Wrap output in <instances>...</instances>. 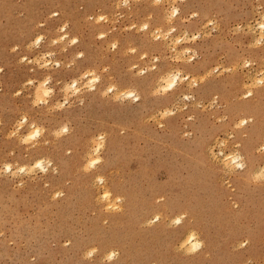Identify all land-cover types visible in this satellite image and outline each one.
Wrapping results in <instances>:
<instances>
[{"label":"rangeland","instance_id":"obj_1","mask_svg":"<svg viewBox=\"0 0 264 264\" xmlns=\"http://www.w3.org/2000/svg\"><path fill=\"white\" fill-rule=\"evenodd\" d=\"M119 3L0 0V168L6 162L31 165L49 157L58 169L56 175L49 169L47 175L37 171L15 179L10 173L0 174V264H107L102 258L110 249L119 250L111 264H249V258L251 264H264V180L253 182L264 166V150L258 151L264 145V84L256 83L264 79V40L259 46L254 43L260 37L264 0H177L178 31L167 41L155 40L153 32L172 26L166 19L172 0H161L159 5L130 0L127 8ZM54 12L59 15L51 16ZM192 12L199 15L187 19ZM101 14L108 21L96 23ZM209 19L214 24L205 27ZM66 21L67 31L78 36L79 43L67 52L56 45L54 59L67 63L78 51L85 55L71 69L63 64L55 69L53 83L70 80L86 67L97 70L101 83L96 92L87 94L84 106L62 112L33 108L31 90L20 96L15 92L27 79L45 73L30 71L34 66L19 63V58L36 55L25 45L39 33H45L46 40L37 51L50 50V40ZM144 23L150 27L141 31ZM185 30L199 32L201 38L181 44L178 50L191 47L198 58L173 63L177 53L171 52L170 42ZM99 32L108 35L98 40ZM114 41L118 48L113 52ZM14 45L19 46L16 52L11 50ZM132 47L137 48L134 55L128 51ZM144 53L147 59L141 60ZM154 56L159 57L155 71L139 77L127 71L132 64L151 65ZM245 60L252 62L251 67H242ZM104 66L109 67L107 73L101 71ZM177 68L203 82L153 98L158 78ZM108 85L138 89L143 100L120 105L102 99L100 90ZM248 91L252 95L245 98ZM184 93L195 99L183 101ZM185 104L187 108L180 110ZM164 107H175L176 115L161 120L159 110ZM21 115L28 116L29 124L35 121L47 129L36 147L19 143L29 125L6 138ZM65 122L72 131L56 139L53 131ZM97 133L107 139L104 163L97 172L107 177L114 197L125 198L123 212H103L92 187L97 172L86 175L80 170L89 137ZM67 149L71 155H66ZM233 154L239 155L242 169L236 168ZM58 192L63 195L55 197ZM158 196L165 197L160 204ZM158 213L160 222L147 226ZM184 213L187 218L179 227H168L165 217ZM193 229L206 247L186 256L179 245ZM92 247L98 249L93 259H82Z\"/></svg>","mask_w":264,"mask_h":264},{"label":"clouds","instance_id":"obj_2","mask_svg":"<svg viewBox=\"0 0 264 264\" xmlns=\"http://www.w3.org/2000/svg\"><path fill=\"white\" fill-rule=\"evenodd\" d=\"M153 5H159L161 0H152ZM179 2H183V0H179ZM177 0H172L173 6L170 9L168 16L166 17L167 22L172 25L168 30L162 31L161 29H155L153 32L155 40L159 41L161 39L167 41L169 37L172 36L173 33H176L178 30L174 26V20L179 16L180 8L175 6ZM118 7H129L130 0H120V3L117 5ZM59 13L54 12L51 16H57ZM199 15L198 12H192L190 17L187 19L195 18ZM87 19L92 20V16H89ZM187 19L184 22H187ZM101 21L107 22L108 17L104 14H101L96 19V23H100ZM214 24L212 19L207 20V23L204 25L207 27L208 25ZM44 25L41 23L39 27H43ZM69 27L68 22H64L57 29L58 35L53 37L49 43V49L43 52L37 51L40 46L45 42L46 35L45 33L37 34L32 40H30L26 45V49L29 52L36 51V55L28 56L23 55L19 58V63L24 64L27 63L32 65L30 71L35 72L37 70L44 72L45 74L42 77H33L27 79L21 88L15 92L16 96L22 95L25 90H31L28 92L31 106L33 108H39L40 106H45L50 108L52 111L62 112L65 108L71 109L75 105L84 106L86 100L85 97L88 93H93L97 91V86L100 85L102 76L97 72L95 68L86 67L82 72L77 73L70 80H56L55 84L53 83L54 77L52 72L55 69H59L62 64L65 69H71L74 67L75 61L82 60L85 53L83 51H78L74 54V56L69 59L67 63H64L57 57V52L55 50L56 45H61V52H67L69 48L75 47L79 43V37L71 35L67 29ZM131 27H135L132 25ZM150 27L148 23H144L141 25V31H145ZM237 30L241 29V25L235 26ZM258 28L260 31V37L255 40V46H259L261 41L264 40V16L261 17L258 22ZM215 30V29H213ZM108 35L105 32L97 33L96 39L103 40ZM210 35V33L206 34ZM201 38V34L199 32L189 34L187 30H185L182 34L175 36L173 40H171V52L177 53L173 59V63H192L198 58V51L191 47H184L183 49L178 50V46L181 44L191 45L194 44L197 40ZM118 48V42L114 41L111 43V51H116ZM13 52L19 50L18 45H14L11 49ZM130 54H135L137 48L132 47L129 50ZM141 60L147 59V53H144L140 57ZM159 64V57H153V63L145 68H141L138 64H132L128 67L127 71L130 73H135L137 77L144 76L148 71H155L156 67ZM252 62L245 60L242 67L249 68L251 67ZM216 69H212L211 71H215ZM230 71L231 69H225ZM2 71V69H0ZM101 71L107 73L109 71L108 66H104ZM222 74V73H221ZM203 81H197L195 77H192L190 74H186L182 69H175L165 72L161 75L156 83V86L153 88L151 95L153 98L161 95H168L169 93L176 90L177 87L180 86H190L192 88L198 87V84ZM257 84H264V79H259L256 81ZM60 95L57 97V93ZM100 97L102 99H110L113 103H118L120 105L125 104L126 102L129 104H136L143 100L142 95L139 93L138 89L132 87L118 88L116 85H108L105 88L100 90ZM252 92L248 91L245 94V98L247 96H251ZM53 97H57L53 99ZM183 101L194 100L195 97L189 93H184L181 97ZM197 106H200L199 103ZM187 105L185 104L183 108L180 110H185ZM161 115V120L167 119L171 116L176 115L177 109L175 107H164L159 110ZM192 119V117H189ZM247 121H242L241 123H246ZM25 125H29L30 130L22 136L19 140V143L25 148H33L36 147L39 143V138H42L47 129L42 125H37L35 121H32L29 124L28 116L21 115L19 120L16 121L13 129L9 130V133L6 138H12L16 136L17 131H20L24 128ZM239 126V125H237ZM160 127H163V124H160ZM72 131L69 127V123L65 122L60 125V127L53 131L52 135L56 139L63 138V136L68 135ZM88 150L85 153L86 159L85 162L81 165L80 170L83 171L86 175L97 172L98 166L104 163V157L102 153L107 147V139L105 134L97 133L96 136L89 137L88 140ZM259 150H264V145L261 146ZM71 149L66 150V155H71ZM215 158V157H213ZM239 159V156L236 157ZM243 164H236V168H243ZM51 169L53 175L58 174V169L53 166V161L49 157H41L35 160L31 165H18L14 166L12 162H6L3 164L2 168H0V174L8 175L11 174L12 178H17L18 176H30L37 173V171L41 175H47ZM264 180V169L261 172L256 173L253 176V182H259ZM18 186H23V180L19 181ZM47 186V185H45ZM92 187L96 191V200L99 204L103 205L102 211L105 213H115V212H123V204L124 197L122 196H113L111 189L108 185V179L103 173L97 172V174L93 177ZM63 195L62 192H58L55 194V197H59ZM54 197V198H55ZM165 199L164 196H158L156 198V203L160 204ZM162 213H158L154 216V218L147 221V226L151 227L156 223L160 222ZM187 218V213L182 214L179 218H168L169 220L168 227H179L182 223L183 219ZM107 223V220L104 221ZM247 241L241 245L242 247L246 246ZM67 246V242L65 243ZM206 247V243L203 239L200 238L199 234L193 229L188 235L181 241L178 250H182L184 255L186 256H194L197 253L201 252ZM98 252L96 247H92L87 249L82 254V259L84 260H92L93 257ZM207 255V254H206ZM119 257L118 249H110L102 258V261H107V264H111V262ZM249 264H251V258H249Z\"/></svg>","mask_w":264,"mask_h":264},{"label":"bare ground","instance_id":"obj_3","mask_svg":"<svg viewBox=\"0 0 264 264\" xmlns=\"http://www.w3.org/2000/svg\"><path fill=\"white\" fill-rule=\"evenodd\" d=\"M262 77H264V76H262ZM260 79H261V77H260ZM233 155H234V154H233ZM226 156H227V155H226ZM230 156H232V155H230ZM230 156H229L228 158H230ZM237 156H239V155L236 154V155H234V156L232 157L233 161L235 160V161L237 162V164H242V162H241V160H240V157H239V159H237V158H236ZM228 158H227V160H226L227 163H226V161L224 162L225 165L228 164ZM232 159L230 158V161H232ZM223 161H224V159H223ZM230 161H229V162H230ZM233 161H232V162H233ZM235 164H236V163H235ZM229 165H230V164H229ZM231 166H232V165H231ZM261 166H262V165H260V167H261ZM260 167H259V171H260ZM262 167L264 168V166H262ZM228 168H229V167H228ZM263 168H261V169H263ZM179 217H180V216H177V218H179ZM190 231H191V230H188L187 232L189 233ZM187 235H188V234H186L185 237H186ZM181 241H182V240H181Z\"/></svg>","mask_w":264,"mask_h":264}]
</instances>
